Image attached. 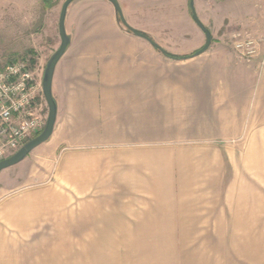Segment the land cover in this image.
I'll list each match as a JSON object with an SVG mask.
<instances>
[{"label": "crops", "instance_id": "1", "mask_svg": "<svg viewBox=\"0 0 264 264\" xmlns=\"http://www.w3.org/2000/svg\"><path fill=\"white\" fill-rule=\"evenodd\" d=\"M74 1L66 19L71 43L53 78V181L16 190L8 171L15 165L0 172V264H69L71 238L78 239L76 264H231L230 240L244 221L229 208L244 202L231 199L241 182L230 184L221 161L237 151L177 146V135L210 143L247 134L254 158L263 160V58H234L212 36L206 52L179 60L128 32L109 0ZM118 1L129 25L163 48L175 46L177 9L189 26L181 35L200 28L191 0ZM231 1L194 5L205 25H257L264 0ZM8 6L38 20L39 0H0L1 22ZM253 171L263 173L257 163ZM69 190L78 197L76 233L36 229L59 220L70 205ZM215 190L224 197L203 198ZM124 191L131 194L119 198ZM211 206L222 213L207 214Z\"/></svg>", "mask_w": 264, "mask_h": 264}, {"label": "rangeland", "instance_id": "2", "mask_svg": "<svg viewBox=\"0 0 264 264\" xmlns=\"http://www.w3.org/2000/svg\"><path fill=\"white\" fill-rule=\"evenodd\" d=\"M19 1V0H16ZM232 0L231 2H235ZM40 7L38 9V20L30 15H14V7L8 6L5 8V15L0 21V65L20 57L37 58V60L46 67V64L51 55L59 49L61 45V36L59 32V18L62 6L65 0H39ZM78 0L74 1L76 5ZM1 8V7H0ZM2 10L0 9V12ZM17 11V10H16ZM238 15H235L237 18ZM257 25H247L231 22L230 26H223L218 29L214 22L206 26L211 30L213 40L219 42L225 52L234 58H241L240 53L234 48V42L238 39H243L245 35L264 39V6L257 18ZM236 20V19H234ZM188 29L187 22L177 9V35L172 37V42L175 46L167 44L164 46L166 50L177 55H190L200 50L207 41L206 34L199 28L197 34L184 37L181 35L183 29ZM241 39V40H242ZM259 46V55L255 58H263L261 67L264 66V42ZM254 59V58H252ZM252 59H246L248 61ZM187 60V59H186ZM188 62V61H181ZM177 64H181L177 61ZM179 134L177 135V146L187 145H207L219 151H228L236 149L237 156L230 158L223 154V166L228 171L230 184L233 181L241 182V190L239 192L230 191L231 199H239L244 202L241 206H230L229 212L239 216L241 221L254 220L252 222H242L235 224L237 238L230 240L229 261L231 264H264V159H255L253 154L252 144L248 142L247 134H243L239 138H226L221 140L204 142H183L180 141ZM48 143L35 148L25 160L18 165H15L8 171H11L12 178L16 180V190L30 189L32 187H46L53 179L54 163L56 157L50 152ZM249 146V148H248ZM220 156V155H218ZM216 157V156H215ZM210 161H215V169L219 170L216 158H211ZM255 163L258 165L259 172H263L261 177L254 174ZM221 166V165H219ZM6 171V172H8ZM220 171V170H219ZM238 171V174L235 173ZM227 175V176H228ZM47 179V181H45ZM228 180V177L226 178ZM42 180V181H41ZM53 181V180H52ZM70 194V205L64 209L63 215L48 219L41 223L36 229L38 230H69L75 232L78 230V197L74 190L67 191ZM128 192H117L119 198H126ZM128 194H131L128 193ZM203 198L206 201L213 199H221L224 197L222 191L202 192ZM131 197V196H129ZM207 214H221L222 207H207ZM65 220L64 222L61 221ZM69 219V221H66ZM243 229V230H242ZM249 229V230H248ZM240 230L239 232H237ZM242 230V231H241ZM251 234L254 238H243L240 234ZM239 235V236H238ZM200 239H204L201 236ZM55 241V240H54ZM69 246V264H76L78 254V239L71 238L68 240ZM208 240H199V245H203ZM207 245V244H206ZM257 261V262H256Z\"/></svg>", "mask_w": 264, "mask_h": 264}, {"label": "built area", "instance_id": "3", "mask_svg": "<svg viewBox=\"0 0 264 264\" xmlns=\"http://www.w3.org/2000/svg\"><path fill=\"white\" fill-rule=\"evenodd\" d=\"M241 39L234 42V48L242 59L259 55L264 39L248 34ZM44 71L37 58L25 56L0 65V161L15 154L46 125Z\"/></svg>", "mask_w": 264, "mask_h": 264}, {"label": "water", "instance_id": "4", "mask_svg": "<svg viewBox=\"0 0 264 264\" xmlns=\"http://www.w3.org/2000/svg\"><path fill=\"white\" fill-rule=\"evenodd\" d=\"M73 1L74 0H65L62 6L60 18H59V32L61 36V45L59 49H57L49 58L46 64V67H45V71H44L43 88H44V94H45V97L48 103V111H49L46 125L41 133H39L37 136L30 139L15 154L0 161V172L3 171L4 169H7L9 167H12L22 162L35 148L47 142L51 138L54 132L55 124L57 120L58 106H57V101L53 94V78H54L55 69H56L58 62L60 61L62 56L65 54L67 48L69 47L71 43L72 36L67 31L66 19H67L69 6L71 5ZM109 1L113 4L117 12L118 22L121 25H123L125 29H127L128 32H131L137 36H140V37H143L149 40L150 43L156 49H158L161 53L168 56L169 52L166 49H164L160 44H158L155 40H153V38L149 34L145 32H141L129 25V23L127 22L123 14V10L118 0H109ZM190 5H191L192 17L197 23V25L201 28V30L206 34L207 41H206V44L200 50L196 51L193 54L184 55L182 57L177 58L179 60H186L191 57L198 56L206 52L212 45V33L210 29L200 20L196 12V9H195L194 0L190 1Z\"/></svg>", "mask_w": 264, "mask_h": 264}, {"label": "trees", "instance_id": "5", "mask_svg": "<svg viewBox=\"0 0 264 264\" xmlns=\"http://www.w3.org/2000/svg\"><path fill=\"white\" fill-rule=\"evenodd\" d=\"M168 56L173 57V58H179L182 57L181 55H177V54H172L169 52Z\"/></svg>", "mask_w": 264, "mask_h": 264}]
</instances>
